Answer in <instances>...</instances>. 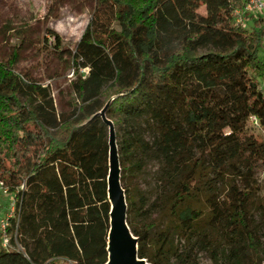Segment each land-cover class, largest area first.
I'll return each instance as SVG.
<instances>
[{"label": "trees", "instance_id": "trees-1", "mask_svg": "<svg viewBox=\"0 0 264 264\" xmlns=\"http://www.w3.org/2000/svg\"><path fill=\"white\" fill-rule=\"evenodd\" d=\"M245 3L98 0L73 55L67 112L12 68L17 51L0 62V183L15 203L0 264L107 262L105 107L140 258L264 264V138L251 120L264 129V17L251 29L237 22ZM150 161L163 190L151 204L137 181ZM157 209L171 219L159 231Z\"/></svg>", "mask_w": 264, "mask_h": 264}, {"label": "rangeland", "instance_id": "rangeland-1", "mask_svg": "<svg viewBox=\"0 0 264 264\" xmlns=\"http://www.w3.org/2000/svg\"><path fill=\"white\" fill-rule=\"evenodd\" d=\"M97 8L98 0H0V62H7L17 51L18 57L12 68L27 81L47 86L59 111H70L71 103L75 101L73 83L77 78L73 55ZM109 17L113 26L120 28L111 14ZM253 18L247 16L244 22L248 29H251ZM78 24H82V28L75 33L71 31ZM60 26L66 31L59 30ZM261 83L264 88V80ZM252 132L264 138V129L259 124L254 123ZM161 169L159 162L150 161L137 177L150 204L162 200L163 190L158 182ZM220 186L224 191L227 183ZM14 213V195L0 184V232H4L8 219ZM149 220L158 221L156 231L171 221L158 209L151 213ZM4 245L12 248L7 240H4ZM200 262L212 264L206 253L200 254Z\"/></svg>", "mask_w": 264, "mask_h": 264}, {"label": "water", "instance_id": "water-1", "mask_svg": "<svg viewBox=\"0 0 264 264\" xmlns=\"http://www.w3.org/2000/svg\"><path fill=\"white\" fill-rule=\"evenodd\" d=\"M109 104V103H108ZM107 104V105H108ZM106 107L100 112L110 126V171L108 176L111 202L110 229L108 233V260L105 264H151L138 255V238L132 233L127 221V202L120 181V163L114 124L105 116ZM111 245V249L109 246Z\"/></svg>", "mask_w": 264, "mask_h": 264}, {"label": "built area", "instance_id": "built-area-1", "mask_svg": "<svg viewBox=\"0 0 264 264\" xmlns=\"http://www.w3.org/2000/svg\"><path fill=\"white\" fill-rule=\"evenodd\" d=\"M260 15L264 17V0H246L244 7L237 10V22L244 24L247 16L258 17ZM251 120L259 124L256 116H252ZM0 184L3 186L2 183ZM4 240L8 241V238L6 237Z\"/></svg>", "mask_w": 264, "mask_h": 264}, {"label": "bare ground", "instance_id": "bare-ground-1", "mask_svg": "<svg viewBox=\"0 0 264 264\" xmlns=\"http://www.w3.org/2000/svg\"><path fill=\"white\" fill-rule=\"evenodd\" d=\"M70 20H73V18H71ZM58 28H59V30H61V31H66L65 29H63L62 26H60V27H58ZM81 28H82V24H78L77 26L71 28V31H73V32L75 33L76 31H78V30L81 29ZM109 248L111 249V245L109 246ZM140 263H142V264H146V262H144V260H140Z\"/></svg>", "mask_w": 264, "mask_h": 264}]
</instances>
